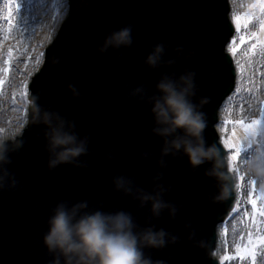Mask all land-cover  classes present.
Returning a JSON list of instances; mask_svg holds the SVG:
<instances>
[{"label":"clouds","instance_id":"obj_1","mask_svg":"<svg viewBox=\"0 0 264 264\" xmlns=\"http://www.w3.org/2000/svg\"><path fill=\"white\" fill-rule=\"evenodd\" d=\"M84 2L86 4L88 0ZM132 43V27L127 25L109 32L97 51L105 54L110 49L130 47ZM167 47L164 43L155 44L145 59L150 69H172L160 74L155 92L150 94L144 85L128 92L129 97L149 106L151 131L160 139L158 155L142 153L144 159L156 161L155 167L145 169L151 187H142L134 176L117 174L112 178L114 191L137 201L139 208L147 209L144 224L137 223L134 216L123 209L106 211L101 207H90L87 200L59 201L48 217L47 231L43 235V244L52 256L48 264H171V257L154 259L151 255L152 250L162 251L181 240L178 234L158 228L155 223L163 216L175 221L183 211L182 204L167 199L172 191L171 184L164 182L168 157L186 159L188 170L192 172L208 165L204 175L215 181L217 189L209 195L212 203L226 201L238 188L231 173V156L222 151L219 141L209 143L205 136L209 121L204 109L211 97L198 95L200 89L195 69L180 63L194 59L196 48L177 45L173 49L175 55L165 59ZM53 63H59V58ZM67 87L73 99L84 98L78 86L69 83ZM99 87L102 90V85ZM86 99L94 105L91 98ZM40 101L41 94L32 93L26 104L30 112L22 122L0 132V192L17 187L18 181L8 166L12 163L11 155L22 149L24 133L30 126H42L50 171L65 164L88 167L90 135H80L73 119L58 111L56 106L45 107ZM215 127L219 128V124ZM107 158L112 159L111 151ZM240 167L264 186V145L249 152L240 161ZM184 227L187 242L207 248L205 240L197 239V230L192 227L189 217L184 218ZM218 253L217 249L209 254L217 256Z\"/></svg>","mask_w":264,"mask_h":264},{"label":"snow or ice","instance_id":"obj_2","mask_svg":"<svg viewBox=\"0 0 264 264\" xmlns=\"http://www.w3.org/2000/svg\"><path fill=\"white\" fill-rule=\"evenodd\" d=\"M257 5H253V7H256ZM19 8L20 5H17ZM258 7L262 14H264V0H258ZM253 20V14L250 13H244V14H234L233 16V23L235 25L236 31L239 33L241 32V29H246L248 25ZM8 25H9V31H11L12 28V20H11V12H9V19H8ZM260 33H252L251 36L247 34H241L239 37V44H237L235 38L232 40V46L230 48V51L233 56L240 50L241 47H243L246 43H249L251 40H255L257 43H253L251 45V49L254 52L255 49L258 46L264 47V20H261L260 22ZM14 55V49L9 48L8 50V61L6 63L9 65V68L0 69V71H8L10 70V64L11 59ZM3 79H0V88L3 86ZM226 124H232L233 129L230 137H226L223 140L224 146L228 148L229 150L233 151V154L231 155L232 162H235L239 157L242 150H244L245 144L250 148L253 142L254 137H257L261 134L262 130H264V110H262L261 118L260 119H254L251 122H245L244 120H228L225 121ZM239 127L244 130L246 133L247 139L244 142H238L239 138L237 137L236 128ZM225 132L228 131L227 128L224 129ZM240 181L243 182V176L239 177ZM252 185V191L255 192L256 187V180L253 179L251 182ZM240 185H238V188ZM260 199L264 201V193L261 194ZM249 203L252 206L253 215H252V223L256 224V216L264 217V207L258 206V201L252 194L250 193V199ZM227 234V229L225 228V235ZM264 244V236H261L259 238H253L251 232L249 233V239L247 246L240 247L237 246V253L236 255L240 259H244L246 256H250L255 262L256 258V248L258 245ZM233 257L229 255H224L221 257L222 261H228L231 260Z\"/></svg>","mask_w":264,"mask_h":264}]
</instances>
